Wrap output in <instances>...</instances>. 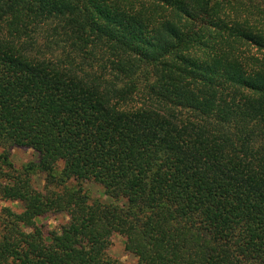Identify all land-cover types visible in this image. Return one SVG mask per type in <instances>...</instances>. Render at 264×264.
<instances>
[{"label":"trees","instance_id":"16d2710c","mask_svg":"<svg viewBox=\"0 0 264 264\" xmlns=\"http://www.w3.org/2000/svg\"><path fill=\"white\" fill-rule=\"evenodd\" d=\"M0 148V264H264V0H0Z\"/></svg>","mask_w":264,"mask_h":264},{"label":"rangeland","instance_id":"374dc122","mask_svg":"<svg viewBox=\"0 0 264 264\" xmlns=\"http://www.w3.org/2000/svg\"><path fill=\"white\" fill-rule=\"evenodd\" d=\"M2 152L3 149L0 148V154H3ZM9 160L16 170L22 171L26 166L37 162V155L32 150L13 148L9 150ZM32 182L36 188L42 189L45 185V176L41 174H33ZM82 186L84 190L89 192L92 199L99 200L105 204L113 202L112 199L106 196L101 186L91 182L84 183ZM3 208H10L15 212L21 211V206L19 204H11L0 200V216H2ZM66 221L67 218L64 215H49L45 218L39 219L38 223L44 225L51 231L57 230ZM107 253L108 256L116 260L119 264H137L135 257L125 251L123 238L117 235L113 236L112 246Z\"/></svg>","mask_w":264,"mask_h":264}]
</instances>
